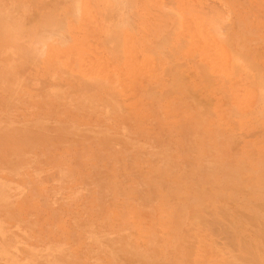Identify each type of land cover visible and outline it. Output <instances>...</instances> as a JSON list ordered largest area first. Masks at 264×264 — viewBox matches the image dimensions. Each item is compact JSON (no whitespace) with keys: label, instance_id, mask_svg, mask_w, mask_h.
Returning <instances> with one entry per match:
<instances>
[{"label":"rangeland","instance_id":"rangeland-1","mask_svg":"<svg viewBox=\"0 0 264 264\" xmlns=\"http://www.w3.org/2000/svg\"><path fill=\"white\" fill-rule=\"evenodd\" d=\"M255 260L264 0H0V264Z\"/></svg>","mask_w":264,"mask_h":264},{"label":"bare ground","instance_id":"bare-ground-1","mask_svg":"<svg viewBox=\"0 0 264 264\" xmlns=\"http://www.w3.org/2000/svg\"><path fill=\"white\" fill-rule=\"evenodd\" d=\"M43 17H45L46 18V16H43ZM47 20H46V22L47 23H45L46 25H48V23H50V21L48 22V19H49V17L48 18H46ZM49 20H51V24H53L54 22H53V20L54 19H52V18H50ZM55 21V20H54ZM40 22H41V19H40ZM43 22H44V20L42 21V23L41 24H43ZM51 24H49V25H51ZM246 249V251L244 250L243 252H248V250H247V248H245ZM250 254H252V253H250ZM257 256V257H256ZM255 258H258V255H257V253H256V255L254 254V258L253 259H255ZM263 260V259H262ZM256 260L254 261V264H260V262L258 263V262H256Z\"/></svg>","mask_w":264,"mask_h":264}]
</instances>
